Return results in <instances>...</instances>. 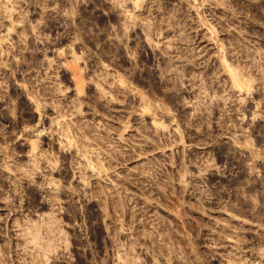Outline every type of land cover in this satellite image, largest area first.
<instances>
[{"label":"rangeland","instance_id":"rangeland-1","mask_svg":"<svg viewBox=\"0 0 264 264\" xmlns=\"http://www.w3.org/2000/svg\"><path fill=\"white\" fill-rule=\"evenodd\" d=\"M0 264H264V0H0Z\"/></svg>","mask_w":264,"mask_h":264},{"label":"bare ground","instance_id":"bare-ground-1","mask_svg":"<svg viewBox=\"0 0 264 264\" xmlns=\"http://www.w3.org/2000/svg\"><path fill=\"white\" fill-rule=\"evenodd\" d=\"M235 69H236V68H235ZM236 71H241V70H240V69H239V70H238V69H236ZM236 71L234 70V72H236ZM232 72H233V70H232ZM237 73L241 75V73H239V72H236V74H237ZM242 77H243V76H242ZM243 78H244V77H243ZM238 79H239V78H238ZM240 80H241V79H240ZM242 80H243V79H242ZM242 80H241V81H242ZM251 80H252V79H251ZM235 81H236V80H235ZM241 81H240V83H241ZM248 81H249V79H248ZM242 82H243V81H242ZM246 82H247V81H245L244 83H246ZM244 83H242V84H244ZM247 83H248V82H247ZM236 84H237V83H236ZM250 84H251V83H250ZM238 85H239V84H238ZM248 85H249V84H248ZM249 87H250V86H249ZM33 144H35V145H36V146L34 145V147H36V148L38 147V145H37V143H36V142H34ZM36 148H35V149H36ZM35 149H33V150H35Z\"/></svg>","mask_w":264,"mask_h":264}]
</instances>
